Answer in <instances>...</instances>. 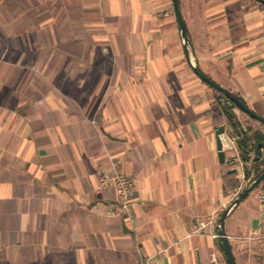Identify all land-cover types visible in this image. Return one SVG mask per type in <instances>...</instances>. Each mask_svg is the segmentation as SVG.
I'll use <instances>...</instances> for the list:
<instances>
[{
    "label": "crops",
    "instance_id": "crops-1",
    "mask_svg": "<svg viewBox=\"0 0 264 264\" xmlns=\"http://www.w3.org/2000/svg\"><path fill=\"white\" fill-rule=\"evenodd\" d=\"M62 1L59 16L79 6L82 56L53 55L35 74L51 83L44 94L0 104V264H228L217 225L238 182L216 134H235L187 64L173 1ZM179 6L199 70L264 118V0ZM114 163L135 187L128 218L106 216L115 193L98 175ZM236 210L226 233L237 264H261Z\"/></svg>",
    "mask_w": 264,
    "mask_h": 264
},
{
    "label": "rangeland",
    "instance_id": "rangeland-1",
    "mask_svg": "<svg viewBox=\"0 0 264 264\" xmlns=\"http://www.w3.org/2000/svg\"><path fill=\"white\" fill-rule=\"evenodd\" d=\"M59 8L66 9V2L0 0V104H14L20 100V94L25 95L26 91L34 89L38 91V95L44 94L51 83L41 82L43 78L38 79L35 74L48 73L49 66L43 67V64L46 60L50 61L53 55L66 58L68 54L82 56V43L87 35L79 27L82 24L79 6L75 2L67 7L70 17L67 10L59 16ZM72 22H75L76 33L69 35L67 31L71 29ZM52 29H56L57 33L54 30L52 33ZM54 38L61 42L57 51L51 48ZM69 39L70 43H74L72 49H69ZM38 95H30L27 104L36 101ZM250 168L251 165L246 166V169ZM262 185L263 183L242 201L236 210L240 214V223L246 226V231L250 234H257L259 231L257 195Z\"/></svg>",
    "mask_w": 264,
    "mask_h": 264
},
{
    "label": "water",
    "instance_id": "water-1",
    "mask_svg": "<svg viewBox=\"0 0 264 264\" xmlns=\"http://www.w3.org/2000/svg\"><path fill=\"white\" fill-rule=\"evenodd\" d=\"M174 11L177 17V23H178V30L179 35L181 38V42L184 48L185 52V59L187 61L188 66L190 67L191 71L196 75L203 83L214 89L215 91L221 93L224 97L226 102L231 104V107L233 109H237L241 113L248 116L250 119L257 121L258 123L264 125V118L260 117L259 115L255 114L253 111H251L245 103H243L240 99H238L234 94L226 90L225 88L218 85L216 82L211 80L209 77H207L205 74H203L199 68L198 64L191 46L190 39L187 35L186 25L185 21L182 17L180 6H179V0H172ZM224 127H219L217 134H216V143H217V150L219 152V159L221 163H225V149L224 144L227 145L229 150H234L232 143L228 138H224ZM242 143L245 145V141L242 140ZM259 148L262 149L263 145H259ZM243 160V158L241 157ZM257 160V159H256ZM244 161V160H243ZM228 163L230 166L236 167L238 163L237 157L234 155L231 159L228 160ZM232 173H236V169H233L231 171ZM248 177L251 179L250 183L241 190L235 199L223 210L221 213L219 219H218V234L219 238L222 242L223 250L225 257L227 259L228 264H237V261L235 259V256L233 254L230 242L228 240V236L226 233V221L229 218V216L233 213V211L241 204L242 201H244L259 185H261L264 182V171L258 176L255 177V171L253 169L247 170Z\"/></svg>",
    "mask_w": 264,
    "mask_h": 264
},
{
    "label": "built area",
    "instance_id": "built-area-1",
    "mask_svg": "<svg viewBox=\"0 0 264 264\" xmlns=\"http://www.w3.org/2000/svg\"><path fill=\"white\" fill-rule=\"evenodd\" d=\"M236 113L237 109H233ZM239 137L234 136L230 139V142L233 145L235 156L238 159L236 165V177L238 182L237 194L243 190L251 181L247 176L246 166L251 165V162H244L241 159V154L239 151ZM100 188H110L115 193V203L110 207L106 216L109 218H128L131 212V205L133 200V195L135 191L134 184L131 178L127 177L121 173L118 169L116 163L112 165L110 172H100L98 175ZM258 201V218H259V231L257 232V240L262 243L263 254L261 264H264V182L260 191L257 195Z\"/></svg>",
    "mask_w": 264,
    "mask_h": 264
},
{
    "label": "trees",
    "instance_id": "trees-1",
    "mask_svg": "<svg viewBox=\"0 0 264 264\" xmlns=\"http://www.w3.org/2000/svg\"><path fill=\"white\" fill-rule=\"evenodd\" d=\"M217 93L218 100L223 108V112L229 124L233 128L235 136H238L240 138L239 151L241 157L243 158L244 162H251L250 169H253L255 171V177H258L264 171V158L261 154V149L259 148V145H263L264 148V135L260 132L253 131L250 128L242 129L241 124L236 114L234 113L233 108L231 107V104L226 102L225 97L221 93ZM236 97L243 102L241 98H239L238 96ZM242 140L245 141V145L242 143ZM235 184H237V182H235ZM221 249L222 251H224L222 245Z\"/></svg>",
    "mask_w": 264,
    "mask_h": 264
}]
</instances>
